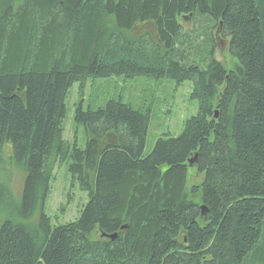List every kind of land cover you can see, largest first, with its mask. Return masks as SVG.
<instances>
[{
  "label": "trees",
  "instance_id": "1",
  "mask_svg": "<svg viewBox=\"0 0 264 264\" xmlns=\"http://www.w3.org/2000/svg\"><path fill=\"white\" fill-rule=\"evenodd\" d=\"M214 28L232 70L214 58ZM139 76L191 81L197 112L178 136L144 155L150 109H83L80 90L84 146L63 139L73 83ZM61 164L87 202L51 225ZM9 167L22 173L17 205ZM3 210L0 264H264V0H0Z\"/></svg>",
  "mask_w": 264,
  "mask_h": 264
},
{
  "label": "rangeland",
  "instance_id": "2",
  "mask_svg": "<svg viewBox=\"0 0 264 264\" xmlns=\"http://www.w3.org/2000/svg\"><path fill=\"white\" fill-rule=\"evenodd\" d=\"M192 18L180 20L183 29L193 30ZM214 58L223 63L227 70L234 69L235 59L228 52L227 39L216 28L213 30ZM191 81L186 80L177 84L174 80H154L142 76L133 79L110 77L105 79H87L80 89L79 83H73L65 99L66 115L62 124V137L71 146L73 143L83 148L85 135L80 126L74 124L73 114L78 104L80 90H82L83 109L102 106L107 100L115 98L134 108L150 109V120L143 154L152 150L155 142L169 133L172 137L178 136L185 120L197 112V101L190 99ZM192 166V165H190ZM192 168V167H191ZM13 195L18 197L22 183V173L16 168H8ZM18 171V172H17ZM201 175L195 169L188 174L187 186L199 183ZM19 197H13L12 203L17 205ZM87 202V194L82 192L78 185L71 182L66 172L65 164L55 166L52 172L50 189L44 204V213L51 225L66 224L76 220L79 212ZM2 214V215H1ZM0 216L6 218L9 214L3 210ZM36 222V215L28 221ZM94 238H98L95 234Z\"/></svg>",
  "mask_w": 264,
  "mask_h": 264
},
{
  "label": "water",
  "instance_id": "3",
  "mask_svg": "<svg viewBox=\"0 0 264 264\" xmlns=\"http://www.w3.org/2000/svg\"><path fill=\"white\" fill-rule=\"evenodd\" d=\"M216 115H217V113L215 112V113H214V116L216 117ZM195 158H196V155H194L192 158L188 159V162H187L188 165H191L192 162L195 160ZM200 210H201V212L203 213V212L205 211L204 206H201V207H200ZM122 228H123V227H122ZM102 236L105 237V238H107V239H110V240H114V239L117 237L116 234H111V235H105V234H102Z\"/></svg>",
  "mask_w": 264,
  "mask_h": 264
}]
</instances>
